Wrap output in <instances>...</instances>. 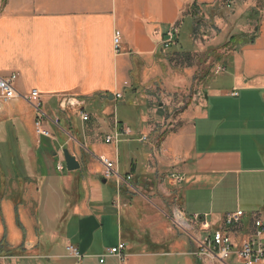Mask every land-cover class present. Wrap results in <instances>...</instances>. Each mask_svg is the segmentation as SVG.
<instances>
[{
    "label": "crops",
    "instance_id": "obj_1",
    "mask_svg": "<svg viewBox=\"0 0 264 264\" xmlns=\"http://www.w3.org/2000/svg\"><path fill=\"white\" fill-rule=\"evenodd\" d=\"M193 8H233L214 18L217 32L204 43L218 48L222 71L205 74L198 96L170 118L169 97L191 87L194 71L173 61L188 51L161 43ZM245 11L229 0H0V77L16 74L19 95L41 94L50 135L36 134L23 99L0 105V264H100L120 243L124 261L102 264H238L192 253L204 236L195 216L221 229L227 214L242 211L241 224L226 229L240 245L253 233L250 215L264 211V15L253 44L225 47L236 33H254ZM125 99L136 109L133 132L116 113ZM125 128L131 135L105 143ZM135 142L139 153L120 152ZM64 149L78 170L66 171ZM100 158L115 163L121 181L103 177ZM145 189L156 196H142ZM170 205V223L190 242L175 238L163 211Z\"/></svg>",
    "mask_w": 264,
    "mask_h": 264
},
{
    "label": "built area",
    "instance_id": "obj_2",
    "mask_svg": "<svg viewBox=\"0 0 264 264\" xmlns=\"http://www.w3.org/2000/svg\"><path fill=\"white\" fill-rule=\"evenodd\" d=\"M177 29L176 27H171L166 30L164 34V39L162 40L161 46L163 49L170 48L176 45L177 41ZM120 43V33L115 32L113 36V45L115 51L118 50ZM218 71H222L221 67ZM17 79L16 74H11L8 77H0V105L7 103L11 100L21 98L23 99L34 111L35 113V132L41 137H50L49 132L45 129L44 125L49 120L43 111L41 94L36 90H31L25 95H19L14 87V83ZM116 100L121 98L120 94L115 96ZM64 103L61 104L63 106ZM65 104L72 106L69 102ZM88 119L87 115H82V120L86 121ZM57 125V120L54 122ZM131 135L128 128L122 129L121 131L115 130L112 137H107L105 143L117 144L119 138ZM148 137L146 135H140L138 141L140 143L146 142ZM103 167V177L105 179H110L112 177L121 181V177L118 176L116 172V165L113 161L107 158L99 159ZM63 167L58 165L57 170L61 171ZM175 182L180 183L182 181L179 177L172 176ZM131 177H127L126 180L129 181ZM245 213L242 211H236L234 213L227 214L223 219V227L221 229H212L211 226L205 221V219H200L195 216L193 221L199 222V229L204 233L202 240H196L197 249L192 253L194 257L204 258V259H218L222 262L229 261L235 257L238 264H264V211L261 214L253 213L250 215L253 227V233L249 239L241 243L240 245H235L226 231L227 227H232L241 224V220ZM125 246L120 243L115 248L107 250L103 255L100 256L99 263L104 262V258L115 257L121 263L124 261ZM69 254L80 259L81 256L77 249L72 246L67 248Z\"/></svg>",
    "mask_w": 264,
    "mask_h": 264
},
{
    "label": "rangeland",
    "instance_id": "obj_3",
    "mask_svg": "<svg viewBox=\"0 0 264 264\" xmlns=\"http://www.w3.org/2000/svg\"><path fill=\"white\" fill-rule=\"evenodd\" d=\"M231 3L238 2L240 3V8L246 10L243 14V17L245 19L247 18V21L250 25L256 27L261 18L264 15V0H229ZM234 5V4H232ZM232 9H224L220 10L218 8H212L207 11H201V10H191L188 11V14L192 18L191 21H184L182 25L179 28L178 32V44L177 46H172L170 48L164 49V50H170L171 51H188L186 54L187 56L183 55V57H178L176 59H173L175 61V66H187L190 67L191 71H194V75L192 76V85L191 87L187 88L185 91H179L175 93L174 95H171L168 99V102L173 106V110L168 114L170 118H173V116H176L184 107L189 105L193 98L197 97L200 92V85L202 84L203 78H205V74L211 73V70L215 68V66L221 67L220 63L222 62V58L217 57L218 54L216 53L218 48L214 49L212 46L205 47L204 43L206 39H209L210 36L214 35L217 31L214 27V18L219 17L221 19L229 18L230 14L232 13ZM193 32V34H192ZM192 37V38H191ZM201 45H204V48H201ZM227 51H231L233 46H227ZM203 49V50H202ZM220 62V63H219ZM218 64V65H217ZM128 99H125L124 105L121 103L118 104L116 113L120 116H123L125 119L129 120V123L133 125V127H130V130L133 132L135 124L134 117L136 116V109L132 106H130ZM130 125V126H132ZM60 127V126H58ZM55 128L52 126L49 127L50 132L53 133ZM53 141V140H50ZM124 149L120 148V152L122 151L126 154L130 149H132L134 152L139 153V150L142 149V144L140 143H132L129 145L121 144ZM127 146H129L127 148ZM48 147V146H46ZM47 151H50V147L47 148ZM50 153H53V151H50ZM61 154V151H60ZM46 160L49 161H55L54 156L48 154L45 155ZM62 161L61 155L58 158ZM57 161V160H56ZM129 164V160L124 159L121 157L119 164ZM64 167L65 164L63 163ZM66 174V171L64 172ZM146 191H142L141 194L144 197H155L156 194H154L152 190L145 189ZM110 197H112V192H110ZM164 197H179L178 194L172 193L169 196V193L161 194ZM166 207L167 209H164V213L167 216L166 218L170 221H175L177 205L175 207ZM172 227V230L174 231V235L176 239L179 238H187V236L184 234L185 231L182 228L175 227L174 225L170 223V228ZM195 231V230H194ZM173 235V234H172ZM198 235V234H197ZM187 241L188 238H187ZM190 242V241H189Z\"/></svg>",
    "mask_w": 264,
    "mask_h": 264
},
{
    "label": "trees",
    "instance_id": "obj_4",
    "mask_svg": "<svg viewBox=\"0 0 264 264\" xmlns=\"http://www.w3.org/2000/svg\"><path fill=\"white\" fill-rule=\"evenodd\" d=\"M193 10H195V9L193 8ZM246 21H247V18H246ZM256 37H257V27H255V31L252 35H245V34H241V33H236L234 36H231V38L228 40L225 47H227V46H231V47L232 46H243V45H247V44H253Z\"/></svg>",
    "mask_w": 264,
    "mask_h": 264
},
{
    "label": "water",
    "instance_id": "obj_5",
    "mask_svg": "<svg viewBox=\"0 0 264 264\" xmlns=\"http://www.w3.org/2000/svg\"><path fill=\"white\" fill-rule=\"evenodd\" d=\"M63 154V162L65 164V169L68 172H73L79 169V164L76 159L71 156L66 149L62 151ZM101 183H105V179L102 177L100 178Z\"/></svg>",
    "mask_w": 264,
    "mask_h": 264
}]
</instances>
